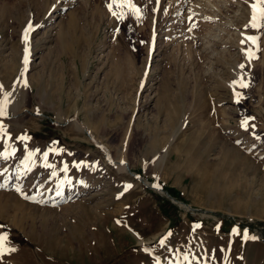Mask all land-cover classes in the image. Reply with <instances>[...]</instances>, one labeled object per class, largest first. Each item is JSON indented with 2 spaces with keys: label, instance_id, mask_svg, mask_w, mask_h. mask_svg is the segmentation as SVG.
Returning <instances> with one entry per match:
<instances>
[{
  "label": "rangeland",
  "instance_id": "374dc122",
  "mask_svg": "<svg viewBox=\"0 0 264 264\" xmlns=\"http://www.w3.org/2000/svg\"><path fill=\"white\" fill-rule=\"evenodd\" d=\"M133 2L0 0V264H264L253 0Z\"/></svg>",
  "mask_w": 264,
  "mask_h": 264
},
{
  "label": "snow or ice",
  "instance_id": "6c2138e0",
  "mask_svg": "<svg viewBox=\"0 0 264 264\" xmlns=\"http://www.w3.org/2000/svg\"><path fill=\"white\" fill-rule=\"evenodd\" d=\"M109 10L112 12L114 16L117 17V19L123 20L126 18V12L124 9H127L130 12H133L137 15V18H140V9L135 5L133 0H111V3L108 5ZM114 8L120 9L119 12L114 11ZM251 8V18H250V27L256 31H260L264 29V0H253L250 4ZM33 29V26L31 24L28 25L25 34H24V42L27 44L29 40V32H31ZM246 41H250L253 45L256 46L257 49H259V36H246L245 37ZM244 41H242L243 43ZM246 55L249 57V59L256 58L255 53L252 52L251 50H248L246 52ZM24 63L27 64L28 60L27 57L24 60ZM243 67V65L241 66ZM238 83V86L240 88H246L248 87V84L244 82V78L241 77L239 82H234V84ZM24 86L27 87V82H24ZM0 91H3V85L0 84ZM237 95V102H239L240 93H236ZM9 96L10 93L4 92L3 93V100H0V116H6L7 115V109H8V104H9ZM247 124V121L244 122ZM0 132H4V127L3 125H0ZM5 135L7 133L5 132ZM23 141H26L29 139V137L24 136L20 138ZM63 151V150H61ZM15 154V149H13L12 153H4V159H8L10 155ZM32 153L29 152V158H31ZM47 159V156L45 155V160ZM65 171H67V167L65 166ZM127 188H131V185H127ZM19 190V189H18ZM27 198V197H25ZM119 223V221L117 222ZM201 225L197 224L194 226V228H199ZM237 234H239V231L237 230ZM171 235V233H169ZM255 239V237H248L245 234V239ZM166 239V238H165ZM165 239H162L160 241L161 245H164ZM16 249L14 247H9V238L7 234L0 236V258H2L6 254H11L15 252ZM147 251V249H145ZM183 260L187 262V264H191L189 261V257L187 255L183 256Z\"/></svg>",
  "mask_w": 264,
  "mask_h": 264
},
{
  "label": "water",
  "instance_id": "95a60500",
  "mask_svg": "<svg viewBox=\"0 0 264 264\" xmlns=\"http://www.w3.org/2000/svg\"><path fill=\"white\" fill-rule=\"evenodd\" d=\"M157 189V188H155ZM158 191H162L163 193H166L168 195V197H170V199L174 202V203H178L176 199H174L173 197H171L166 191L162 190V189H157ZM189 209H191L189 207ZM261 241L264 243V231L262 233V237H261Z\"/></svg>",
  "mask_w": 264,
  "mask_h": 264
},
{
  "label": "crops",
  "instance_id": "0c3cea01",
  "mask_svg": "<svg viewBox=\"0 0 264 264\" xmlns=\"http://www.w3.org/2000/svg\"><path fill=\"white\" fill-rule=\"evenodd\" d=\"M21 59H22V58H21ZM23 65H24V62H20V63H19V66H21V67H22Z\"/></svg>",
  "mask_w": 264,
  "mask_h": 264
}]
</instances>
